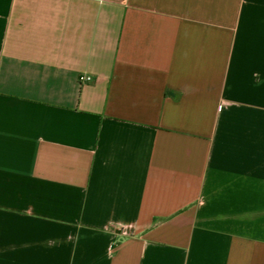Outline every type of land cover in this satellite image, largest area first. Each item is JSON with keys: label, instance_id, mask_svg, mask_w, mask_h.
I'll list each match as a JSON object with an SVG mask.
<instances>
[{"label": "crops", "instance_id": "1", "mask_svg": "<svg viewBox=\"0 0 264 264\" xmlns=\"http://www.w3.org/2000/svg\"><path fill=\"white\" fill-rule=\"evenodd\" d=\"M0 264H264V0H0Z\"/></svg>", "mask_w": 264, "mask_h": 264}]
</instances>
